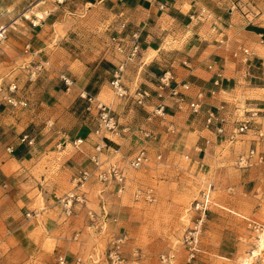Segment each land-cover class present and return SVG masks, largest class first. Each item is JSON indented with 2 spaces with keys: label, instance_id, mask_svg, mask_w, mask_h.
<instances>
[{
  "label": "crops",
  "instance_id": "0c3cea01",
  "mask_svg": "<svg viewBox=\"0 0 264 264\" xmlns=\"http://www.w3.org/2000/svg\"><path fill=\"white\" fill-rule=\"evenodd\" d=\"M236 1L0 0V24H11L0 43V205L15 209L8 233L0 238L4 254L16 250L25 259L63 254L71 260L87 249L95 255L94 244L88 249V207L77 206L64 223L55 198L68 191L46 176L56 172L74 186L75 176L92 166L90 155L102 138L95 134L98 121L86 111L83 93L114 110L119 128L105 137L110 152L118 150L120 155L137 153L152 143L148 139L159 138L160 148L197 159L198 151H223L218 141L228 139L230 125L242 120L237 115L244 101L246 112L264 111V0H240L234 8ZM94 12L97 18L90 27L87 21ZM78 13L86 18L74 19ZM77 21L80 25L75 26ZM123 23L127 26L122 31ZM135 31L140 33L141 51L129 59L128 38ZM115 34L126 38L123 54L111 43ZM28 43L31 51L25 53ZM243 48L250 51L248 61ZM122 60H127L123 82L129 91L140 86L152 94L144 106L118 97L111 88L113 71ZM28 61L49 64L30 80L24 67ZM166 71L173 75L172 86L180 85L185 93V103L167 93L157 95L159 78ZM13 81L17 89L11 92ZM184 83L190 85L188 90L182 88ZM201 91L202 107L195 114L187 102ZM9 98L27 105H13ZM160 103L165 105L164 117L153 115ZM222 105L229 123L224 135L215 125H206L208 112ZM258 118L255 122L264 127V114ZM143 130L150 131L151 138ZM78 139L82 142L75 146ZM38 177L48 190L43 201L28 189L39 187ZM84 189L88 206L98 185ZM48 239L54 243L49 250Z\"/></svg>",
  "mask_w": 264,
  "mask_h": 264
},
{
  "label": "rangeland",
  "instance_id": "374dc122",
  "mask_svg": "<svg viewBox=\"0 0 264 264\" xmlns=\"http://www.w3.org/2000/svg\"><path fill=\"white\" fill-rule=\"evenodd\" d=\"M96 16L95 12L90 15L87 21L90 27L95 25ZM82 17V13H78L74 19L78 18L80 21L86 18ZM79 21L75 26L80 25ZM76 31L79 32V28ZM245 108L244 101V109L237 115L242 120L250 114ZM254 111H258V117L264 114V111ZM242 120L230 125L233 126L232 129L239 126ZM257 120L261 121L259 118ZM258 127H262V124ZM262 128L264 131V127ZM252 133L253 131L243 133L248 136L239 134L234 141L220 139L218 143L222 144L223 151H198L197 159L175 149L172 152L167 148H160L159 138L152 141L148 139L152 143L143 145L145 148L141 149H146L150 154L149 164L141 169L128 171L127 187L121 196L116 195L113 190L106 195L110 212L118 217V221L111 222L104 232L89 227L92 239L88 249L94 244L95 255H91L87 249L81 255L93 264H112L107 258L109 241L112 237L126 234L128 240L123 251L126 258L124 264H160V255L169 252L174 253L178 261H185L186 251L182 239L191 225L188 209L201 191L212 184V195L217 205L212 207L203 227L202 251L189 264H244L245 261L247 264H264V240L261 245L254 228V223L264 225V161L250 167H241L239 164L240 158L252 147H257L264 154V137L258 139ZM172 140L169 139V142ZM216 152L219 154L217 157ZM135 154H118L117 159L123 157L121 162L124 163L126 158ZM159 154L162 155L161 159H157ZM35 175L39 174L35 172ZM46 176L49 180L53 179L54 185L63 188L65 192L74 187L56 172H47ZM38 179L39 177L36 178L39 187L37 184L28 186V189L43 201L46 189H43V184ZM47 187L52 188L51 185ZM148 189H153L155 198L152 201L146 198ZM138 191L141 194L137 197ZM96 195L98 189L91 195L92 202L88 208L98 209ZM14 212L13 205H0V238L8 233V223L11 217H15ZM70 218L64 217L63 222H68ZM87 223L89 226L88 217ZM47 241L45 247L49 250L54 243L50 239ZM10 247L14 248V245L11 244ZM5 248H0V264H57V257L60 255L25 259L22 253L14 249L4 254ZM134 250H137V256L133 255ZM253 251L255 255L259 254L258 258L252 257Z\"/></svg>",
  "mask_w": 264,
  "mask_h": 264
},
{
  "label": "built area",
  "instance_id": "2783aa9c",
  "mask_svg": "<svg viewBox=\"0 0 264 264\" xmlns=\"http://www.w3.org/2000/svg\"><path fill=\"white\" fill-rule=\"evenodd\" d=\"M241 1L238 0L233 4V7H239ZM164 8V5H161ZM126 23L121 24L122 31L126 28ZM11 24H0V43L5 40L9 33ZM140 33L138 31L133 32L128 41L130 43V50L128 54L129 59H134L140 55L141 44L139 42ZM111 43L114 45V49L119 53H125L127 44L126 38L121 34H115L111 37ZM31 51L30 43L25 45V53ZM244 55V60L248 61L250 55L249 49H241ZM49 63L32 61L25 62L24 67L27 69V75L32 80L35 78ZM127 60H122L115 67L113 71V77L110 82L111 88L115 95L121 98H132L137 105L144 106L151 98V92L147 89H143L138 86L134 92H130L129 89L124 85V73L126 70ZM173 75L170 71L164 72L159 78V85L157 95L164 97L165 93L170 97H175L180 103L186 102V95L180 89V85L172 86ZM68 83V80H66ZM183 89L188 90L190 85L184 83L181 85ZM17 89V83L13 81L9 85V90L14 92ZM83 99L87 101L86 111L93 114L98 121L97 129L95 134L102 138V141L95 146L94 152L90 155L91 167L82 169L77 176L74 178V187L66 194L58 197V202L61 205L62 215L65 218H70L75 215L77 206L87 207V198L85 195L84 187L91 183L98 185V209L88 208L87 217L90 221L89 227L100 229L104 232L108 229L109 224L118 221V217L111 214L109 209L108 200L106 195L113 190V192L121 196L127 187L128 171L130 169L137 170L141 169L149 164L151 161L150 154L146 149H140L133 157L126 158L124 163L120 159H117L118 150H112L106 140L105 134L117 133L119 128V121L116 117L114 110L111 106L95 96L83 93L81 95ZM204 97L203 92L197 94L196 99L187 102L188 108L192 113H199L201 110V102ZM9 102L13 105L21 104L27 105L26 101H14L9 98ZM179 108H182L179 105ZM224 106L222 105L217 110H211L208 112L206 118V125L208 127L216 126V132L220 135H224L227 131L228 117L223 113ZM250 114L246 119H243L239 126L233 128L228 134V139L234 141L237 139L239 134L253 131L254 135L258 139L264 137V131L262 127H258L259 123L255 122L258 117V111L250 110ZM166 114L165 105L163 103L158 104L153 110V115L157 117H164ZM168 130L174 133V128L169 127ZM145 137L151 138L153 135L148 130H143ZM27 138V136L25 137ZM82 142V139L74 141V145L77 146ZM162 155L159 154L157 159H161ZM264 161V154L259 152L257 147L249 149L246 155L240 158L239 164L241 167H250L253 164L262 163ZM141 191L136 193L138 197ZM146 198L149 201L154 200L153 189L146 190ZM217 203L214 201L212 195V184H209L203 189L198 197L192 202L191 207L188 209V215L191 225L186 229L182 245L186 251L185 261H178L175 254L172 252L163 253L160 255V264H189L201 253V235L204 224L207 221L209 212L213 206ZM255 231L257 234L258 241L261 242L262 236L264 235V225L254 223ZM128 240L126 234L117 235L112 237L109 241V248L107 252V258L112 264H124L126 258L123 254L124 246ZM137 250H134V256H137ZM259 254L255 255L252 252V257L258 258ZM95 262L94 264H96ZM57 264H93L85 259L82 255H76L73 259H68L65 255L60 254L57 257ZM247 264V261L244 262Z\"/></svg>",
  "mask_w": 264,
  "mask_h": 264
},
{
  "label": "bare ground",
  "instance_id": "6f19581e",
  "mask_svg": "<svg viewBox=\"0 0 264 264\" xmlns=\"http://www.w3.org/2000/svg\"><path fill=\"white\" fill-rule=\"evenodd\" d=\"M263 240H264V239L261 240V242H262L261 245L263 244ZM261 247H262V246H261Z\"/></svg>",
  "mask_w": 264,
  "mask_h": 264
}]
</instances>
